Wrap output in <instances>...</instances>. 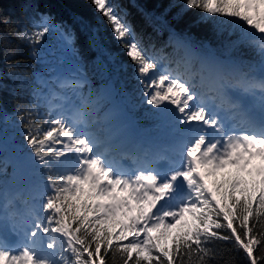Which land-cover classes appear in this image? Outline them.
<instances>
[{
    "label": "snow or ice",
    "instance_id": "snow-or-ice-1",
    "mask_svg": "<svg viewBox=\"0 0 264 264\" xmlns=\"http://www.w3.org/2000/svg\"><path fill=\"white\" fill-rule=\"evenodd\" d=\"M90 3L136 88L98 28L73 18L89 60L72 24L26 5L14 34L39 69H9L27 98L0 109V264H215L218 243L264 264V0H185L215 44L168 27L170 4L159 47L118 0Z\"/></svg>",
    "mask_w": 264,
    "mask_h": 264
},
{
    "label": "trees",
    "instance_id": "trees-1",
    "mask_svg": "<svg viewBox=\"0 0 264 264\" xmlns=\"http://www.w3.org/2000/svg\"><path fill=\"white\" fill-rule=\"evenodd\" d=\"M30 0H0V109L9 115H12L18 104L25 102L27 98L28 89L16 88V83L8 75L10 68L17 69L23 79L26 81L33 80V72L30 66L39 69V64L29 58V46L26 43H21L17 40L14 30H17L18 23H24L28 19L29 9L26 5ZM31 2L38 3L41 10H46L56 16L57 21L65 20L72 24L77 33V45L82 52L87 53V59L92 60L96 57L97 52L88 47V37L91 32L88 29L80 30V25L73 23L74 17H81L90 26L99 29V43L115 53L118 61L127 62V72H122L121 79L125 80V87L129 92L136 88V82L131 79L132 64L127 57L125 50L120 47L112 35L111 29L106 20L96 12L90 3V0H31ZM124 8L127 9L129 16L135 30L139 36L143 38L145 45L156 44L161 46L167 41L168 30L161 25V21L157 20L164 14L165 9L170 4H175L163 19L168 22V27L175 29L178 32L187 31L194 35L197 39L208 40L215 44V38L212 33L210 24L197 23V20L203 15L202 11L195 8H188L182 12L185 7V0H118ZM133 3L137 7H133ZM181 13L178 18L177 14ZM146 14H150L146 18ZM160 27L162 34L157 33L154 28ZM46 40L49 38L46 37ZM5 40L7 43H5ZM13 55L9 56L8 53ZM111 68L112 66L109 65ZM138 90V89H137ZM14 91L16 94H14ZM25 93L22 98L19 93ZM3 112H0V130H3L5 124L3 122ZM139 115V113H138ZM39 122V121H37ZM141 127L152 128V123L148 120L141 121ZM11 130L9 129V133ZM155 135L154 132H148ZM11 172V168L8 169ZM217 247L220 249V256L214 258L215 264H246L242 255L232 249L230 244L218 243ZM108 258H106V261ZM111 264V262H109ZM116 264H119L117 259Z\"/></svg>",
    "mask_w": 264,
    "mask_h": 264
},
{
    "label": "rangeland",
    "instance_id": "rangeland-1",
    "mask_svg": "<svg viewBox=\"0 0 264 264\" xmlns=\"http://www.w3.org/2000/svg\"><path fill=\"white\" fill-rule=\"evenodd\" d=\"M145 136H146V137H150V136H153V135H151V134H149V133H145ZM122 151H125V149H122Z\"/></svg>",
    "mask_w": 264,
    "mask_h": 264
},
{
    "label": "bare ground",
    "instance_id": "bare-ground-1",
    "mask_svg": "<svg viewBox=\"0 0 264 264\" xmlns=\"http://www.w3.org/2000/svg\"><path fill=\"white\" fill-rule=\"evenodd\" d=\"M119 151H120V149H118V150L116 151V153L119 152Z\"/></svg>",
    "mask_w": 264,
    "mask_h": 264
}]
</instances>
